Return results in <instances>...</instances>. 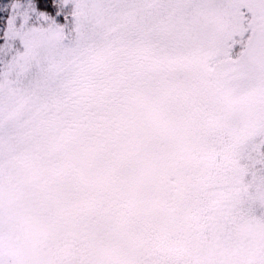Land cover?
I'll list each match as a JSON object with an SVG mask.
<instances>
[{"label": "snow or ice", "instance_id": "1", "mask_svg": "<svg viewBox=\"0 0 264 264\" xmlns=\"http://www.w3.org/2000/svg\"><path fill=\"white\" fill-rule=\"evenodd\" d=\"M0 264H264V0H0Z\"/></svg>", "mask_w": 264, "mask_h": 264}]
</instances>
